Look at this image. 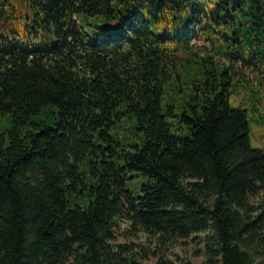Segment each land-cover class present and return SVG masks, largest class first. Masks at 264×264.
Instances as JSON below:
<instances>
[{"label": "trees", "instance_id": "obj_1", "mask_svg": "<svg viewBox=\"0 0 264 264\" xmlns=\"http://www.w3.org/2000/svg\"><path fill=\"white\" fill-rule=\"evenodd\" d=\"M246 72L264 0H0V264H143L111 243L123 219L261 264L264 146L229 103Z\"/></svg>", "mask_w": 264, "mask_h": 264}, {"label": "rangeland", "instance_id": "obj_2", "mask_svg": "<svg viewBox=\"0 0 264 264\" xmlns=\"http://www.w3.org/2000/svg\"><path fill=\"white\" fill-rule=\"evenodd\" d=\"M195 43L201 52L210 49L201 40H196ZM246 74L248 76L243 75V78L249 82L245 83L243 79L237 82L236 91L229 95V103L231 107L247 110L250 143L261 147L264 146V77L254 76L251 72ZM258 74L264 76L263 73ZM253 101L262 113V117L258 119H255L257 112H254L251 106ZM256 199L257 197H254L253 202ZM203 236L204 233H197L168 242L132 228L131 224L123 219L116 226L111 243L128 245L135 251H140L143 254V264H208ZM260 260L261 264H264V255Z\"/></svg>", "mask_w": 264, "mask_h": 264}]
</instances>
